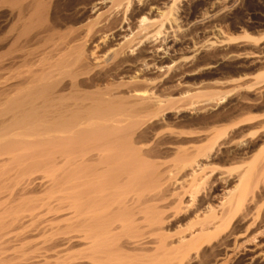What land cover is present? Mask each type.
Returning a JSON list of instances; mask_svg holds the SVG:
<instances>
[{
  "label": "bare ground",
  "instance_id": "bare-ground-1",
  "mask_svg": "<svg viewBox=\"0 0 264 264\" xmlns=\"http://www.w3.org/2000/svg\"><path fill=\"white\" fill-rule=\"evenodd\" d=\"M88 1L0 0V264L69 259L71 237L37 256L13 245L28 223L22 208L42 185L37 188L32 175L58 165L62 174L50 179L68 189L76 205L74 264H264V252L243 250L234 263V251L226 253L236 237L229 232L235 218L251 221L247 233L264 216V74L251 81L252 73H242V119L236 122L232 113L231 127L233 119L222 113L214 121L202 115L197 130L168 133V115L182 106L173 98L178 86L168 89L173 95L161 93V86L157 91L163 72H170L162 71L157 53L173 14L149 3V12L143 8L147 13L133 17L127 9L131 18L124 24L121 11L142 0H102L99 10L97 0ZM89 8L97 11L91 20ZM244 51L243 59L260 58L261 52ZM148 61L155 71H147ZM210 89L205 97L213 102L220 94ZM235 127L238 133L231 134ZM231 146L237 149L221 151ZM220 152L225 158L218 159ZM237 158L241 170L221 204H194L215 166ZM262 221L247 236L239 233L245 238H235V248L264 236ZM208 239L217 241L205 249Z\"/></svg>",
  "mask_w": 264,
  "mask_h": 264
},
{
  "label": "rangeland",
  "instance_id": "rangeland-1",
  "mask_svg": "<svg viewBox=\"0 0 264 264\" xmlns=\"http://www.w3.org/2000/svg\"><path fill=\"white\" fill-rule=\"evenodd\" d=\"M90 1L92 0H89L88 2ZM97 1H95V4L98 3L97 5L99 6L95 10H99V8H103L105 6L101 5L102 0L99 2ZM145 1L142 0V4H137L138 2H136L135 4H131V7H133L134 5L133 8H131L130 5V8L127 6L124 12L121 11L119 15L122 16L123 14V16L121 17V19H123L127 9H129L127 12L131 15V17L134 16L133 14H136L140 10H145L146 8V10L149 12L148 6L150 4L158 6L164 12L166 11L170 14H173L171 15L172 17H170L172 18V22L170 23V21L168 20L166 21L167 23L165 22L164 24L165 26L162 29V34H164L161 35L162 37H160V39L162 38V49L159 48V52L157 53V58L160 59V62H162L160 63V65L164 68H162V71H170L166 72L167 74L163 72V75L161 77L162 80H160L162 82H159L160 85L158 84L159 88L157 87V91L158 93H160L159 89L161 86V93L164 94L166 92L168 95L171 93V91H169L170 88L173 89L175 85L178 86L173 89L174 91H172L173 94L175 92V95H173L172 93L171 94L173 95V98L177 99V101L179 99L178 104H180V107L182 106L178 112L174 111L172 115H168L170 124L174 126L171 125V128H169L170 130L168 129L167 132L169 133L170 131H172V129L175 131H181L183 130V128L184 131H187L188 129L192 130L191 128L193 127L194 130H197V128L195 127L200 126L198 123L200 117H207V119L209 118V120L211 121L212 117L215 118L217 117V115L220 117L222 113L223 116H226V120L228 118L230 120L233 119L232 121H234V119L236 118V122H239L240 119H242V111L240 110L242 108V100L240 96L245 93V91L243 92L244 89L242 90L239 88L241 85V77L249 72L250 74L252 73L251 75L253 76L249 77L250 75H248V78L249 80H253L254 78H256L254 76H257L260 73L264 74V60H261L264 59V0ZM141 6L142 8H140ZM89 10L91 9L89 8ZM89 10L86 13V18L91 20L94 18V13L96 14L97 11L94 10L95 12L93 13L92 10ZM146 10L144 12L147 13ZM128 14L126 13L125 15L126 20L124 24L128 23V19L131 18L130 15V18L128 17ZM129 21L131 22V20ZM146 45L151 46L153 44L149 42V44ZM146 45L143 44V47L138 45L136 46V49H142L144 48V46L146 47ZM243 50H245V53H252L257 51L259 53L261 52L260 58L257 59V62L261 60L260 63H257L255 59L251 57L243 59ZM0 53H2L1 49ZM148 63H150L148 65L150 67H148L147 71H153V64L151 63V61H148ZM254 63L257 64L255 65ZM183 71H185V73ZM174 73L177 75H175ZM180 74L182 76H180ZM174 75L176 77L175 80L172 79L174 78ZM171 79L174 82H172ZM210 88H213L214 91L219 92L220 94V97L218 99L216 98L213 102L206 101L207 99L205 97L208 91H212V89ZM250 93L251 92H248V95L252 98L254 92H252V94ZM192 102L194 103V106ZM239 103L241 106L239 105ZM185 106L187 107L185 108ZM201 106L203 109L201 108ZM199 107L200 109H202L201 111L199 110ZM237 107L240 111H238ZM224 112L225 114L228 113V115H224ZM231 114L234 117L237 114L236 116L238 118H234ZM229 115H231V118L229 117ZM223 116H221L220 119L217 117L218 119L215 118V120H221L224 118ZM197 118L198 120H196ZM225 119L223 122L221 121L222 125L225 124L226 126V123L228 122L227 127H231V125L235 123L234 121L231 124L229 120L226 122ZM237 119L239 120L237 121ZM191 124L195 125H192V127L189 128ZM228 124H230V126ZM231 131V134H234V132L238 133L239 130L235 127L234 129L232 128L229 130V132ZM167 132L165 130V133ZM235 149H237V146H231L228 149L226 147H222L221 151ZM220 154L218 155V159L225 158V154ZM167 160L168 162H172L173 159L171 157ZM239 160L241 161L240 158H237L236 160L231 161L232 163L227 164L225 163V161H222V165L220 163V165L218 164L219 166L216 165L215 167L219 170H217L212 175H209V173L208 177L200 183V193L197 194L198 196L196 198V203L194 204L197 205L200 200H205L207 202H211L213 206L218 207L227 195V192H229L231 185H234V182L237 181L238 173L241 170L239 169L241 165V162L238 163ZM54 167H52V169L49 168L50 170L43 169L37 171V173H34V175H32L34 178H37L34 182L36 183L37 188H39V185H42L40 186V189L38 190L39 193L37 195V189H35L36 186L34 185L36 193L35 195H31L33 196V199L31 197L30 202H32L26 204V206L22 208V210L24 211V215L27 216L24 218L26 220L25 222L28 223L26 224V226H24L25 228L23 227V230H17L19 236L18 239H22V241L17 240L15 243H13V245H16L19 248L20 244H24L26 246L24 250L28 251V254L37 256L38 254L40 255L41 253H43L46 248H52L55 243L59 241V239H62L64 237H71L74 241V244H72L74 246H72L71 249L72 253L69 252V254H67L66 256L69 259H65V256L62 258V260L61 258H53L51 259V264H74L75 262L71 260L77 255V247L75 246V242L77 241L78 237V228L75 218L76 214L74 213L76 211V205L74 201L71 200V198L69 199L66 197L68 189H64V187L57 188L58 182H53V180L51 181L50 176L52 174H62V170L60 171L62 165H58L55 168ZM185 200L186 202H190L189 204H192L191 200ZM13 203L8 202L7 204L9 205L7 206L12 208H16L19 206L17 202L14 204ZM30 213L34 215H32L31 217ZM28 215L30 216V218H28ZM35 215L37 216V218ZM71 216L73 217L70 218ZM34 217L36 219L31 222V219ZM61 217H63L64 219H62V222H59V219ZM259 219H261V222L256 223V226H252L253 230L256 229L255 227H258L262 224L264 216L262 215L261 217H259ZM258 220L257 222H259ZM53 221L56 222L53 223ZM240 221L241 220L239 217L235 218L231 224L232 226L230 225L231 228L229 229V232L232 230L236 234L235 238H237L238 241H241L243 238H245L244 236H247V234L252 232L251 227L247 233H245L244 231L247 227L245 225L251 223V221H247L248 223H246V221H243L244 224L242 223V221ZM46 224L47 227L50 224V229H47L49 233L47 231L48 234L45 235L43 233V230L46 229L44 228ZM52 224L53 228H51ZM17 233L15 231L14 235H16ZM239 233H241L240 235H244L245 233V235L241 237L238 236ZM235 238H233V240H235ZM233 240H230L231 242L228 241V247L230 248H228V251H226V253H231L234 251L235 255H232L230 259L232 263H234V261L236 262L242 257L241 255L244 252L243 250H246L244 254L250 256L255 254L256 252H264V236H259L254 244H245L246 246H244V249L243 247L239 249L235 248L236 246H234L235 242ZM216 241V239H208L204 241V248L209 249L212 244L216 243ZM232 241L234 243H232ZM232 245L234 249L233 247H231Z\"/></svg>",
  "mask_w": 264,
  "mask_h": 264
}]
</instances>
